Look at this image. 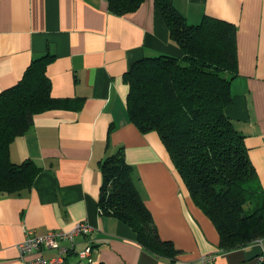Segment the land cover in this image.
I'll use <instances>...</instances> for the list:
<instances>
[{"label":"crops","instance_id":"crops-1","mask_svg":"<svg viewBox=\"0 0 264 264\" xmlns=\"http://www.w3.org/2000/svg\"><path fill=\"white\" fill-rule=\"evenodd\" d=\"M172 2L189 23L206 15L236 27L237 72L225 113L243 134L264 189V0ZM46 53L53 55L46 67L51 95L73 104L35 114L10 144L13 162L31 159L41 169L28 188L0 194V264H24L17 244L26 231L41 235L78 222L93 229L75 237L65 264H190L202 255H212L214 264H259L264 240L220 251L215 226L193 202L158 133H142L129 120L125 72L144 56L183 55L154 0L124 14L112 12L107 0H0V92ZM119 146L159 237L179 250L173 261L146 250L130 226L99 211L100 162ZM87 243L91 260L77 253Z\"/></svg>","mask_w":264,"mask_h":264},{"label":"trees","instance_id":"trees-1","mask_svg":"<svg viewBox=\"0 0 264 264\" xmlns=\"http://www.w3.org/2000/svg\"><path fill=\"white\" fill-rule=\"evenodd\" d=\"M154 1L170 41L183 55L144 56L125 72L129 120L142 133H158L193 202L215 226L221 252L264 240V189L243 134L225 113L237 72L236 27L206 15L189 23L172 0ZM141 2L107 0L116 14L131 12ZM52 59L48 53L33 57L20 79L0 92V194L28 188L41 169L31 159H10L13 139L29 130L35 114L73 104L51 95L46 67ZM100 171V213L130 226L137 242L152 254L173 261L179 250L159 237L122 146L104 157Z\"/></svg>","mask_w":264,"mask_h":264},{"label":"built area","instance_id":"built-area-1","mask_svg":"<svg viewBox=\"0 0 264 264\" xmlns=\"http://www.w3.org/2000/svg\"><path fill=\"white\" fill-rule=\"evenodd\" d=\"M92 227L86 222H78L69 230H50L45 234L35 235L26 231L24 238L18 242L17 248L24 264H65V259L73 251L75 237L89 235ZM52 250L50 257L43 255L42 251ZM81 258L91 260V244L77 252ZM190 264H214L212 255H202L196 262Z\"/></svg>","mask_w":264,"mask_h":264},{"label":"rangeland","instance_id":"rangeland-1","mask_svg":"<svg viewBox=\"0 0 264 264\" xmlns=\"http://www.w3.org/2000/svg\"><path fill=\"white\" fill-rule=\"evenodd\" d=\"M259 240H261V239H259Z\"/></svg>","mask_w":264,"mask_h":264}]
</instances>
